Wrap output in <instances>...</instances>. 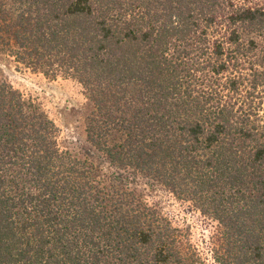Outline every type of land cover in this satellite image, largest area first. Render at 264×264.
Wrapping results in <instances>:
<instances>
[{"label": "trees", "instance_id": "trees-1", "mask_svg": "<svg viewBox=\"0 0 264 264\" xmlns=\"http://www.w3.org/2000/svg\"><path fill=\"white\" fill-rule=\"evenodd\" d=\"M0 50L91 105L77 156L0 79V264H264V0H0Z\"/></svg>", "mask_w": 264, "mask_h": 264}, {"label": "rangeland", "instance_id": "rangeland-1", "mask_svg": "<svg viewBox=\"0 0 264 264\" xmlns=\"http://www.w3.org/2000/svg\"><path fill=\"white\" fill-rule=\"evenodd\" d=\"M0 79L9 82L47 113L60 130L59 144L62 149L77 156L89 153L91 147L86 142L85 116L91 105L80 83L60 77L51 79L40 72L18 66L14 58L3 50H0ZM93 154L97 156L94 159L96 163L105 164L95 151ZM143 192L147 204L156 207L173 226L188 230L190 241L208 261V248L212 246L210 237L216 230V223L160 187H146Z\"/></svg>", "mask_w": 264, "mask_h": 264}]
</instances>
